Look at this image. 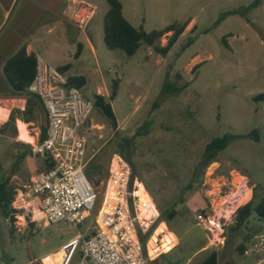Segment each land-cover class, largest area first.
Instances as JSON below:
<instances>
[{
	"label": "rangeland",
	"instance_id": "374dc122",
	"mask_svg": "<svg viewBox=\"0 0 264 264\" xmlns=\"http://www.w3.org/2000/svg\"><path fill=\"white\" fill-rule=\"evenodd\" d=\"M120 1L130 23L146 32L191 21L167 56L147 44L129 56L109 49L104 41L108 0H0V108L11 113L26 107V98L2 93L5 60L24 43L28 51L41 54L61 71L70 64L65 74L86 76L84 96L91 100L105 96L118 121L114 128L100 111L91 116L90 153L95 155L86 174L99 192V208L118 144L126 138L131 146L124 154L131 171L159 212L149 221L140 215L139 205H132V214L145 229L154 227L142 243L148 264H200L214 250L219 264H256L264 250L241 255L237 246L248 233L253 235L248 247L256 236L264 235V223L254 214L244 231L231 227L237 209L252 199L253 188L258 186L261 195L264 187V0ZM82 3L92 14L85 28L73 20ZM171 35L157 44L166 45ZM79 44L81 55L75 58ZM167 79L186 87L160 99ZM149 120L150 133L140 134ZM20 122L16 121V132L9 129L0 135V180L11 176L18 187L13 207L22 209L14 223L0 215V264H43L46 256L70 240L90 233L98 207L78 228L65 221L46 226L36 220L40 218L30 185L41 161L32 155L19 159L29 148L26 145H33L17 144ZM26 124L31 136L37 137L44 113L37 112ZM226 134L236 138L202 170L206 144ZM171 207L177 215L166 224L160 219L161 210ZM157 229L170 231L178 244L152 259L147 247ZM160 238L155 242L159 244Z\"/></svg>",
	"mask_w": 264,
	"mask_h": 264
},
{
	"label": "built area",
	"instance_id": "2783aa9c",
	"mask_svg": "<svg viewBox=\"0 0 264 264\" xmlns=\"http://www.w3.org/2000/svg\"><path fill=\"white\" fill-rule=\"evenodd\" d=\"M82 4L73 16L79 28L88 26L92 19L91 10ZM35 56L36 73L29 91L40 98L45 130L44 137L42 129L37 133L32 156L46 167L31 179V196L42 215L36 220L44 221L46 226L65 221L76 228L82 227L92 218L100 198L86 174L95 155L90 153L94 150V133H91L94 100L86 98L80 88L70 83L65 72L44 56L39 53ZM131 173L128 162L115 154L106 192L90 233L64 244L59 264H148L139 232L146 234L150 226L145 229L139 217L132 214L133 202L135 208L139 205L137 192L143 182L138 178L131 181ZM113 181L117 183L118 194L114 198L116 205L110 207L108 198L113 197L108 194L114 187ZM103 206L110 209L103 211ZM263 250L264 235H259L245 254ZM256 264H264V257Z\"/></svg>",
	"mask_w": 264,
	"mask_h": 264
},
{
	"label": "trees",
	"instance_id": "16d2710c",
	"mask_svg": "<svg viewBox=\"0 0 264 264\" xmlns=\"http://www.w3.org/2000/svg\"><path fill=\"white\" fill-rule=\"evenodd\" d=\"M108 3L110 7L104 18V41L109 49H120L129 56H133L142 44H147L148 46L153 47L156 53L167 56L191 21L190 19L183 22L175 21L161 29L146 32L143 26L136 27L125 17L123 13V4L120 0H108ZM235 12L236 11H231L229 13ZM170 32L172 35L168 38L166 45L162 46L157 44L163 36ZM81 51L82 45L79 44L75 58H78L81 55ZM70 67L71 65L67 64L61 69L65 72ZM2 70L6 80V88L2 91V93L12 97L26 98V107L25 109L14 108L11 111L7 122L0 127V135L5 134V132L9 129L16 132L17 119L30 123L34 121L37 112L44 113L40 98L29 91V86L36 73V56L35 53L28 52V45L26 43L21 45L5 60ZM69 81L72 85L80 89L87 84V78L84 75L69 76ZM185 87L186 85L178 86L176 82L167 79L160 94V99L175 95L176 93L184 90ZM261 99L264 100V95L261 96ZM93 100L95 110L100 111L111 122L112 126L117 128V117L110 101H108L103 95H96ZM158 104L159 102L157 101L155 105L157 106ZM152 124V120L147 121L145 125H143L141 129L143 131H141L140 134H149ZM44 130L45 128L43 126L42 137H44ZM254 133L257 135L256 131H254ZM235 138L236 135L234 134H226L224 136L214 137L210 142H208L205 146L199 164L202 170H205L211 163L216 162L218 155L223 152ZM17 144L26 145L22 142H17ZM26 146L29 148L20 153V160L32 155V147L29 145ZM130 146L131 142H129L126 138L122 139V141L118 144L119 153H117L125 158L129 163H131V161L124 154V151L129 149ZM91 162L92 160L90 163ZM90 163L87 170H89ZM44 168L46 167L41 165L39 167V171H42ZM97 168L100 171L101 167L98 166ZM107 175H109V173ZM195 175H197V171ZM137 177L136 173L132 171L131 181H134ZM98 182L99 181H97V183ZM17 188L18 187L13 183L11 176L0 180V215L9 219L11 223L16 221V214L22 213V209H16L13 207V202L15 201L17 194ZM99 203L100 199L96 205V208L98 207L97 212L99 209ZM254 214L264 223V187L261 195L258 194V186L253 188L252 199L237 209L236 220L231 229L234 231H244L247 228L248 221ZM176 215L177 211L175 207H171L166 210H161L160 219L165 223H169L176 217ZM30 225L35 226V223L32 222ZM153 230L154 227L146 234H142L141 231L139 232V237L143 244L150 237ZM252 236V234H246L244 236V240L237 246V250L241 255L245 254V251L248 248V242ZM200 264H219L218 251L214 250L210 252Z\"/></svg>",
	"mask_w": 264,
	"mask_h": 264
},
{
	"label": "bare ground",
	"instance_id": "6f19581e",
	"mask_svg": "<svg viewBox=\"0 0 264 264\" xmlns=\"http://www.w3.org/2000/svg\"><path fill=\"white\" fill-rule=\"evenodd\" d=\"M22 103H24V101ZM9 114H10L9 110H5V109L0 108V125L7 122ZM28 127H29V124H26L24 122H20L18 124L19 139L24 141V142L34 144L35 138L33 136H31L30 132L28 131ZM116 185H117V183L115 181H113L112 186H114V187H112L110 189L109 194H108L110 197H113L112 199L108 198V202H110V207L111 206L114 207L116 205V200H114L115 196H117V194H118L117 191H115ZM250 193L248 195V200L250 198ZM137 194L139 196V210L141 211L140 215L147 220H149L153 217H156L159 214V212L157 211L156 205H155L152 197L150 196L149 192L146 190V188L144 187L143 184H141V187L139 188ZM19 196L22 197V195H19ZM110 207L103 206L102 210L103 211L109 210ZM37 212L39 214L37 215L36 218H41L42 217L41 213L39 211H37ZM161 226H162V223L160 224V227ZM159 235H161L162 238H160L159 244H158L157 242H155V238L156 237L158 238ZM150 239L151 240L149 241L147 248L149 250V253H150V256L152 259L157 258L162 253H164L167 250L175 247L178 244V239L170 231H166L164 233H161L160 229H157L155 235ZM62 254H63L62 250H58L54 253L49 254L48 256L45 257L44 264H59V259L61 258Z\"/></svg>",
	"mask_w": 264,
	"mask_h": 264
},
{
	"label": "crops",
	"instance_id": "0c3cea01",
	"mask_svg": "<svg viewBox=\"0 0 264 264\" xmlns=\"http://www.w3.org/2000/svg\"><path fill=\"white\" fill-rule=\"evenodd\" d=\"M28 52H31V51H28ZM5 85H6V83H5ZM23 101H24V100H23ZM9 116H10V114H9ZM8 119H9V117H8ZM17 121H22V122H24V121L21 120V119H17ZM24 123H26V122H24ZM16 142H24V141L20 140V139H19V136H18V138L16 139Z\"/></svg>",
	"mask_w": 264,
	"mask_h": 264
}]
</instances>
